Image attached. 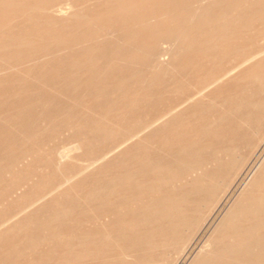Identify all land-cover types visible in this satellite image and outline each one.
I'll list each match as a JSON object with an SVG mask.
<instances>
[{"label": "rangeland", "instance_id": "obj_1", "mask_svg": "<svg viewBox=\"0 0 264 264\" xmlns=\"http://www.w3.org/2000/svg\"><path fill=\"white\" fill-rule=\"evenodd\" d=\"M62 1L63 0H48V1H46V0H44V1L43 0H34V1H32V0H14V1H12V0H0V34H1L0 35V43H1L0 44V57L2 56V58H0V67H1L0 68V70H1V72H0V115H1L0 116V138H1L0 143L2 142V144L0 145L1 146L0 147V151H1L0 152V163H1L0 164V175H1V177H0V187H1L0 199L4 198L6 200V201L4 199H3V201L0 200V201H2V203L0 202V220L8 218L9 216L13 215L16 211H18L20 208L25 206L23 208V211H20L16 214V216L19 215L18 218L14 219V221H12V223L6 225L5 227L0 228V264H22V263L23 264L24 263L25 264H33V262H35L37 264H48V263L49 264H53V263L57 264L58 262H59L58 264H61V262H62V264H79L80 262H81L80 264H96V263L97 264H102V263L108 264L107 261H108V259H110V257L112 258V260H113V258L114 259L116 258V260H117L118 253L120 251L119 247H118V249H116L114 247H117V246H113L110 241H106L108 243H102L101 244L100 242L98 243V241H95L92 238L93 235L95 236V234H100L103 231V230H101V229H103V226H104V229L106 228V230L110 229L109 227H108L109 228L108 229L107 226H111L112 223L114 222L113 221L114 219L111 220L112 217L108 216L106 213V211H108V209L110 207L107 205L100 206L95 211V213L92 214L90 212V208L87 206V204L82 203L83 196H85L86 193H88L90 190H92V187L94 185L97 187H102L105 183H107V181L114 182L113 180H115L116 178L119 177L122 169L124 168L126 163H129V161L134 163V162H136L135 160L138 159L139 157H141V158L145 157L144 160L149 159V157H151L150 159L168 160L173 156V154L177 153V151L182 146L187 147V146L192 145V143H195V142L201 146H204V145L206 146V145H210V144L211 145L212 144L217 145L219 143V141H222V140L227 141V140H229V138L231 136L230 135L231 133H230L229 134L230 136L228 135V137L220 138L219 132L223 131L224 129H226L228 132V129H230L231 127L232 128L234 127L235 133H233V135L235 136L236 142L238 143V150H239V153L237 152V155H236V158H237L236 162H238V163H236V166H235L236 169L230 168L229 169L230 171H228V170H226V169H228V167H225L226 169L225 168L223 169L224 173H222L223 171H221V175H220L219 181L217 183V186L219 187V189L216 186V188H217L216 192H217V194L220 195V198L218 197L219 195L217 196L218 202L215 201L214 205H209L211 202L208 203L206 206V209L203 206V209H204L203 211H205V219L203 221H201L200 218L202 217V215H198V217H199L198 219L201 221L199 224V227L196 230H193L191 228H188V230L186 229V231L183 230L179 235V240L176 241L178 244L175 242V244L172 246V249L168 250L169 252L167 251L168 252V253H166L167 255L165 254L162 257L163 260L161 262L156 263V264H159V263H161V264H188L190 262V260L193 258V256L198 251H200L204 247V245L206 246V243L204 241H206L207 237L209 236L210 232L212 231L213 226L218 222V220L221 218V216L227 210V208L229 207L231 202L237 196L239 191L243 188V186L247 182V176H248L250 170L254 167V165L259 161L260 157L264 154V141H263L264 138H263L259 142L260 145L257 148V150L253 151L254 154L251 153V157L247 161V141L250 139V137L252 139L256 138V136H257L256 131H258V130L262 132L261 134H264V129L261 130V128L260 129L256 128V130H253V131H252V129L247 130L246 125H243L242 123H240L238 121H235L236 115H239V113H242V112L246 113L247 110L249 111V110L253 109L252 106L248 105L249 101L256 100L259 97H261L263 94L260 92V90L258 88V83H256V81H254V79H255L254 75L256 74V71H258L260 69V66H261V63L257 64V61L261 60L264 57V55L258 56L253 62H249V63L246 62L247 64L245 63V64L240 65V66L238 64H239V62L241 63L243 60V54L242 53L244 51H246V50L248 51L250 49L256 51L260 48L258 46L264 45V37L262 38L264 33L259 32V31L257 32L256 30L255 31H248L247 27H248V25H251L250 24L251 20L249 19L251 14L248 12L247 3H243V2L239 3L238 2V4L236 5V7L233 10V13H232L233 16L229 17V19H231V20H229L230 27L233 29V31L235 30L236 33L234 35L233 40H231L230 43H224L222 45V46H225V48L224 47L221 48V45L219 47H215V46L213 47V46H211L210 43L200 42L199 40L202 37L200 35V27L197 25L192 26V24H187V25L185 24L184 28H186V27L192 28V36L190 38L186 39V42H183L184 45L186 43H188V44L196 43V44H198V46L193 47L191 45H188V49H186L185 52L181 53L180 50H178L177 48H175L173 46H169L170 44L165 42L166 41L165 39H167L165 37H169V35L174 30H176V25L178 24L179 17H181V19L184 17L182 14L179 15L178 18L176 17L175 19H165L163 17H160L159 13L166 14V13L176 12V10H177L176 7H173V5H171V2L168 0L167 1H165V0L164 1L163 0H137L135 2L136 4L134 3L135 5L131 8H128V9H124V8L122 9V6H123L122 4H124L126 1H127L126 3H128L129 1L133 2L134 0H121V1L120 0H88V1L86 0V2H85V0L84 1L83 0H79V1L78 0H68L67 2H70L71 5L70 4L67 5L66 1H63V2ZM139 1H140V3H139ZM149 1H152L155 4L153 5V3H149ZM180 1L184 4V3H188L192 0H180ZM35 2H37V3H35ZM38 2H41V3H38ZM64 2H65V4H64ZM80 2L82 5L80 4ZM78 3L88 13H92V14L94 13L95 14V15H93V20L90 24H87V22H84V23L81 22L82 20L80 21V19L76 18V16H69V15H67V13L63 14V13L57 11L59 8L58 6H62V7H64V9H68L70 11V10L74 9V5L75 4L78 5ZM103 3H104V7H103ZM47 4L49 5V8L47 7L48 6ZM107 4H108L107 7L108 8L110 7V9L105 7V5H107ZM64 5H67V6L65 7ZM85 5H86V7H85ZM98 5H100L101 8L98 7ZM111 5L114 8H111L112 7ZM149 5H150V7H149ZM155 5H156V7H155ZM37 6L38 7L42 6V8H38ZM55 6H57V7L54 8ZM70 6H72V7H70ZM147 6L149 8L146 9ZM68 7H70V8H68ZM97 7L100 9L104 8L103 9L104 11L107 8L105 11L106 13L103 10H100V9L98 10ZM14 9H18V11H15ZM148 9H149V11H148ZM158 9H160V10H158ZM6 10H7V12H6ZM138 10H139V13H137ZM143 10H145V11H143ZM162 10H164V11H162ZM63 11L65 12L66 10H63ZM97 11H100V13L99 12L97 13ZM94 16H95V18H94ZM27 17H29V18H27ZM109 17L113 21H116V22L119 21L118 24H114V25L109 24L108 25V24L104 23L105 18H109ZM157 17L159 19H157ZM42 18H44V19H42ZM96 19H98V20H96ZM36 21L38 23H36ZM54 21H55V23H54ZM36 24H38V25H36ZM53 24H57L58 26L57 25L55 26ZM63 24L65 26H63ZM43 25H46V26H43ZM86 25H89V26H86ZM119 25L128 26L129 27V32H128L129 35L128 34L124 35L123 33L122 34L116 33V37H115V36H111V35H104L103 36V35L95 33L96 30L99 29L100 27H104L103 29L105 31H112V30H115V27L116 26L118 27ZM215 25H217V24L215 23ZM244 25L245 26L247 25V26L245 27ZM37 26H39L40 29L36 31ZM53 26H54V28H53ZM44 27H47V28L44 29ZM90 27H92V28H90ZM58 28L62 30V33H61V30L58 31ZM83 28L84 29L87 28V31H86V29L84 30ZM261 28L263 29V32H264V24L261 25ZM20 29H21V33H29V34L33 35L35 38L37 37L38 38V39L36 38L37 40L33 37V39L35 41L33 43H36V44H33V45L26 44V45H20V46H14L13 47V45L12 44L10 45L9 42L5 43V41L7 39L9 41V37L13 36L14 33H16V31H19ZM52 29L53 30L57 29V30L53 31ZM66 29H68L69 31ZM70 29L73 31V33ZM78 29H80V30H78ZM246 29H247V31H246ZM44 30H47V31L50 30V33L52 32V34H49L48 33L49 31L46 32ZM83 30L85 32H83ZM131 30H133V32ZM236 30L238 31V33ZM66 31L68 32V35H67ZM70 31H71L72 35L69 34ZM91 31H92V33H88ZM79 32H80V34L82 33L83 35L86 34L85 35L86 40L83 42H82V40H79L78 43H75V46H74L75 48L69 47V48H65L66 50H63L61 48L58 49V46L57 47L54 46V48H52V46H53L52 45V46H49L52 48L51 51H50L49 47H48L49 49L44 48V51H41L40 54H37L36 58H29V54L32 51H34L37 47L36 45L39 44L38 41L41 43L42 42L45 43L46 42L45 40H47L48 42L51 40L52 37H50L49 35H52V36L54 35V37H55V34H56L57 37H59L58 39L61 42L63 41L64 43L68 44L73 40V38L74 39L77 38V36L79 35ZM240 32H241V34H240ZM39 34H41V35H39ZM31 35L28 36V39L32 38ZM43 35L45 36V38H43ZM64 35H66V37L68 36L67 39H65L66 37L65 38L63 37ZM72 36H73V38H72ZM120 36H121V38H120ZM239 36H240V38H239ZM114 38H116V39L114 40ZM117 38L119 40H117ZM108 40H109V42H108ZM127 40L130 42H128ZM239 41H240V43H239ZM123 42L130 43L132 45L136 44L140 47V50H138L136 53L137 55H139V59L138 60L135 59L137 61L131 60L130 56H123V57L121 56L122 53H120V52L124 51ZM163 42H164V44H163ZM105 43L107 44L108 47L110 44V47L109 48L106 47ZM102 44L105 46V48H103ZM160 45H162V46H160ZM206 46H207V48H206ZM166 47H169V48H166ZM245 47L246 48L248 47V48L246 50H244ZM203 48H205V49H203ZM210 48H211V51L209 50ZM226 48H232V52L226 51V53H225ZM47 49L49 50V52H46ZM25 50L27 52H25ZM75 50L77 52H73ZM252 50H251V52H252ZM22 51H23V53H22ZM145 51H146V53H145L146 55L144 56ZM156 51H158V52H156ZM11 52H16L18 55L15 53H11ZM93 52L95 55L99 54V56H102L99 59L100 62L98 61L99 63L95 62L93 64H90L87 62L84 63V59L87 56H91V54H92V56H94ZM101 52L104 54L102 55ZM44 53H46V54H44ZM67 53H68V55H67ZM157 53H160L161 57ZM162 53H165V54L162 55ZM19 54H21L22 57H18ZM166 54H168V55H166ZM3 55H5V56H3ZM62 55L65 58L62 57ZM110 55L112 58H114L112 61H114L115 64L110 69H105L106 71L104 73V70L102 68H104L105 64H102L103 63L102 61H103V59L108 60L110 58L108 56H110ZM7 56H8V58H7ZM152 56H153V58H156V56H157V59L153 60V58H147V57H152ZM162 56H163V58H162ZM174 57H176V59ZM120 58L122 59L121 61L118 60ZM16 59H20V61L24 60L23 63H21L22 67L18 66L21 64H18L19 62H18V60L15 61ZM160 59L161 60L165 59V60H162L160 62ZM126 60H128L129 62ZM54 61H55V63H54ZM162 62H163V64H161ZM164 62H166V63H164ZM23 64H25L26 66ZM140 65H141V68H142V65H143V68L144 67H147V68L150 67V68H149V70L145 71L147 68L141 69ZM93 66H95L96 68H94ZM100 66H103V67H100ZM162 66L164 68L163 70L161 68ZM167 66L169 67L170 71H172V72L168 71ZM12 67H15V68L17 67L16 68L17 70L15 71V68H12ZM170 67H173V68L171 69ZM232 67H234L233 69L235 72L231 71V75L225 76L223 78V80H221L219 83L204 89V93L202 96L201 95L199 97L197 96L199 94V90L205 85V81L208 79V77H210L212 74L222 73V72H224V71H226ZM244 67H246V68H244ZM10 68H12L13 70ZM59 68L61 70H59ZM97 68H98V70H95ZM113 68H115L117 70L115 71V69H113ZM137 68H138V71L140 69L141 70L138 72V71H136ZM2 69H3V71H2ZM42 69H44V70H42ZM70 70H72V71H70ZM77 70H78V72H77ZM99 70H100V72H99ZM160 70H162V71H160ZM107 71L108 72L110 71V72L107 73ZM143 71H145L146 73ZM30 72H32V73H30ZM94 72L97 74H95ZM34 73H36V74H34ZM40 73L45 75V76L41 75ZM71 73L73 76L75 75V73H78V75L76 74L74 76V78L69 77V76H72ZM92 73H94L95 76H93L94 74H92ZM140 73H141V75H140ZM151 73H152V75H151ZM232 73H234V74H232ZM1 74H2V76H1ZM153 74H154L155 78H153ZM6 77H7V79H5ZM26 78H29V79H26ZM66 78H67V80H66ZM1 79H4V80H1ZM69 79H72L71 80L72 82H69L70 81ZM77 79H79V80H77ZM145 79H146V81L147 80L148 81L146 82ZM13 80H14V82H13ZM162 80H164V81H162ZM33 81L36 82V85L38 83H41V84L36 86L35 84H33L34 83ZM65 81H66V83H65ZM86 81L88 83L87 85H90L88 88H87V85H85ZM62 82H64V84H62ZM73 82H74V84H72ZM70 83L72 85H74V88L70 86L71 85ZM143 83L146 84L147 86L144 85ZM30 84H33V86H30ZM42 84L48 85V86H45L47 89H45ZM188 84H191V86L190 85L188 86ZM41 85L43 87H41ZM57 85H58V87H59V85H61V88L63 85H65V86H63L64 88L61 89V88H58ZM75 85L76 86L80 85L79 88L81 90L79 88L76 89L77 87H75ZM81 85H83L84 87H82ZM137 85H142V86L140 87ZM21 86H23V87H21ZM92 86L94 88L98 86L99 88L97 87L98 89L97 88L94 89ZM109 86H110V88H109ZM145 86L147 87V90H146ZM30 87H32V88H30ZM131 87H133V88H131ZM41 88H43L42 89L43 91L41 90ZM50 88H52V90ZM69 88H72V89H69ZM108 88L111 89L112 91L110 90V92L107 94V92L109 91ZM144 88L147 92L144 91ZM65 89H69L68 91L66 90L67 93L70 92V94H68L67 96H64V93L66 91L65 92L62 91ZM91 89H93V94H91L92 93ZM101 89H102V93L100 91ZM105 89H107V90H105ZM30 90H31V92H29ZM44 90H47V91L44 92ZM78 90H80V91L78 92ZM82 90L85 92L87 91L86 94L84 92H82ZM104 90L107 92H105ZM135 90H137V91H135ZM73 91L75 94L73 93ZM32 92L36 93V95L34 94V96H33ZM61 92H63L62 94L64 97L62 96V94H60ZM67 93H65V94H67ZM79 93H82V95L80 94V96H79ZM94 93H96V94H94ZM110 93H111V95H110ZM72 94L77 95V97L72 96ZM89 94H91V95H89ZM100 94L103 96H101ZM18 96L21 98L18 99L19 98ZM48 96H49V98H48ZM98 96H100V97L98 98ZM192 96L193 97L197 96V98L194 101L188 102L186 104V102L188 101L187 98L192 97ZM54 97H55L56 101L54 100ZM70 97L71 98L74 97L76 100L74 101V98L71 99ZM45 99H46V101L48 100V103L50 106L48 105L47 102H46L47 104L45 103ZM52 100L54 101V103L51 102V104H50V101H52ZM69 100L71 101V103L69 102ZM210 100H211V102H210ZM66 101H68L69 103H67ZM76 101H78V104ZM212 101H214V102H212ZM11 102H13L12 104H10L12 107L8 105ZM40 102H42V103H40ZM65 102L67 103L66 105L68 107L70 106V104H72L74 110L72 108H70V109H68V107L66 108L65 107L66 105H64ZM73 102H74V104H73ZM17 103H19V104H17ZM39 103L42 105V107L44 106L43 109ZM34 104L36 106H34ZM56 104H58V106ZM7 105H8V107H11V108H9V109L7 108L8 110L6 108L3 109V107H7ZM54 105L57 106L56 108H58V107L59 108L58 109H56L54 107L52 108V106H54ZM48 106H49V108H47L48 109L47 110L46 107H48ZM64 107L68 110L72 109L73 111L71 110V113L75 116H71L72 114L68 110H65ZM179 107H181V108H179ZM39 108H40V110H39ZM104 108L105 109L107 108V109L104 110ZM143 108H144V110H143ZM45 109H46V111H45ZM52 109L54 111L53 113H52ZM61 109L64 111V113ZM141 109H142V111H141ZM22 110L23 111L26 110V111L20 112ZM10 111H12V112H10ZM31 111H32V114H31ZM34 111H36V112H34ZM59 111H60V113H59ZM77 111H78V113H81V114H78ZM120 111H121V116H120ZM254 111H255V109L253 110V112ZM6 112H10V113H6ZM44 112L45 113L47 112L45 115H47L48 112L50 114L52 113L51 114L52 116H50V114H49V116L47 115V117H46L48 119H46L45 116H43ZM82 112H83L84 118L82 116ZM167 112H173V115L172 116L168 115V118L175 117L174 123L168 124V126H167V122H160V124L155 125L156 126L155 128L151 127V128H149L150 130L147 129L143 133V137L141 135L140 137L135 138L133 141L129 142L126 146H124V148L122 147V149H120V152L113 154V155H110V157L107 158L104 162H101V161L97 162L96 163L97 167L89 168V169H93V170L90 171L89 169H87V170L82 171V169H80V168H83V165L85 163L89 162L93 158L95 159V158L99 157L100 155L109 151L110 150L109 148H112L115 145H117V142L120 143L123 140V138L126 137L125 131L127 129H133V128L134 129H140L145 125V123H147L149 121H153L155 118H158L159 116H161ZM14 113H15V115H14ZM18 113L19 114L24 113V115L23 114L18 115ZM42 113H43V115L41 116L40 114H42ZM127 113H128V115L130 113L131 116L134 115V116H132L133 118L126 115ZM134 113H136V114H134ZM141 113H143V115ZM66 114H67V116H64ZM194 114H195V116H194ZM254 114H255V112H254ZM3 115H5V116H3ZM35 115H36V117H35ZM78 115L80 117H78ZM144 115H146V116H144ZM184 115H185V117H184ZM213 115H215V117H213ZM216 115H217V117H216ZM127 116H128V120H126ZM219 116H221V117H219ZM41 117L44 119L40 121ZM74 117L77 120L76 121L77 123L75 122ZM124 117H125V119H124ZM25 118H27V120ZM38 118H39V121L41 123H38L39 122V121H37ZM62 118L63 119L67 118V120L66 119L63 120ZM144 118H146V119H144ZM30 119H32V120H30ZM209 119H210V121H209ZM1 121H2V123H1ZM21 121H22V123H19ZM28 121H30V122H28ZM35 121H37V122H35ZM84 121H85V123H84ZM177 121H178V124H180V125H177ZM9 122L12 124H10ZM27 122H28V124H27ZM42 122H44L45 124H46V122L50 123V126L46 127L47 124H46V126H44L42 124ZM53 122H55V123H53ZM72 122H73L74 126L72 125ZM86 122H88L89 124L87 123L88 124L87 125ZM90 122L92 124H90ZM143 122H144V125H143ZM139 123H141V124H139ZM17 124L19 125V127L21 126L20 127L21 129L18 127ZM38 124L39 125L41 124V125L39 126ZM82 124H86L87 126L86 125L83 126ZM165 124H166V126H165ZM24 125H26V126H24ZM134 125H136V127ZM4 126H7V127L5 128ZM16 126H17V128H16ZM22 126H23V129H26L29 131L32 130V133L34 131H38V130L42 133H40L39 135H36V137L35 136L32 137L29 140L24 139V138L20 137V133L23 130ZM34 126L35 127L38 126V127L35 128ZM71 126H73V127H71ZM79 126H82V127H80L81 130H83L82 128H86L87 132L85 131V129L83 131H85L86 134L88 135L87 136V139H88L87 145H83V147L81 149V153L79 151L75 152V153H73L74 155L76 153H79V154H76V156L71 155V158L66 159V161L64 160V163L60 167L57 165H52L47 160V158H45V157L52 159V156H53L52 154H54L53 158L54 157L56 158L58 150L62 149L63 147H67V146L72 145L73 141L75 140L74 131H75V129H76V131L78 129H80ZM140 126H142V127H140ZM175 126H176V128H175ZM26 127H28V128H26ZM40 127H42V128H40ZM12 129L13 130L17 129V130H15L17 132L13 131ZM176 129H178V130H176ZM237 129L239 130V133H238ZM204 130L208 133L204 132ZM6 131H8V132L6 133ZM46 131H47V133H46ZM170 131H171V133H170ZM11 132L14 135L16 133L17 134L19 133L20 138L17 137V135H15L16 136L15 138L16 139L18 138V139L16 140L14 138L16 140V141H14V139H13L14 135ZM182 132H184V133H182ZM247 132H250L252 134H247ZM8 134L11 135L13 140L10 138V136H8ZM165 134L167 135V137ZM170 134H171V136H170ZM40 138H42V139H40ZM169 138H171V139H169ZM36 139H38V140H36ZM48 139L50 140V141H48L49 143L48 142L45 143V141H47ZM23 140H25V142H23ZM31 140L36 141V142L33 143ZM39 140H41V141L44 140V142L42 141L43 142L42 143ZM7 141H9V142H7ZM17 141H20V142H17ZM21 141H22V143H21ZM29 141L31 144L29 143ZM164 141L166 142V145H165ZM163 142H164V145H163ZM36 143H37V145H36ZM151 144H152V146H151ZM180 144H182V145H180ZM4 146L6 148H4ZM139 146H141V147H139ZM157 147H159V148H157ZM2 150H5V151H2ZM24 150L25 151H36L37 154L35 153V156H36L35 159L33 160L34 153L32 156L26 155ZM86 151H87V153H86ZM128 151H130V152H128ZM5 152H7V153L4 154ZM22 152L24 155L22 154ZM118 154H120V155H118ZM127 154H129V155H127ZM133 154H134V156H133ZM8 155L11 156L10 157L11 160H10ZM15 155H17V156H15ZM81 155L83 157H81ZM96 155H98V156H96ZM14 156L16 158H14ZM72 156L74 158H72ZM189 156L193 157L194 154L192 153ZM195 156H196V154H195ZM238 156H239V158H238ZM55 158H54V160H55ZM110 158H113V161H111L112 159H110ZM79 159H81V160H79ZM10 161H11V163H10ZM45 162L47 163L46 166H45V164H46ZM103 163H104V165H101ZM42 164L44 165L43 166L44 168L42 167ZM28 165H30V166H28ZM26 167H28V169ZM67 167H69V168H67ZM92 167H94V166H92ZM70 169H71V171H70ZM94 170H96V171H94ZM26 171H28V172H26ZM6 172H7V175H6ZM33 172H35V173H33ZM68 172H72L73 174L80 172L79 175L74 178V181H72L70 184L65 185V188H67L69 186L70 189L74 188V190H72L71 192H70V190L66 191V189H64V187H63L64 184H62L61 186H59V188H60V189L58 188L59 190H56V191L54 190L51 193L46 194V196L40 198V200L37 199L38 201L36 200V202L31 204L34 206L36 203H38L42 200L39 203L40 205L37 204L34 207H32L31 205L30 206L27 205V204H29V202H32V200H34L33 197L35 195H37V193H38L37 191L39 190L38 187H39V185H41L43 183V181H44L43 184H45V186L49 185V184H53V183H58V180L62 179L63 173H68ZM1 173H3V174H1ZM29 173L31 176L29 175ZM81 173H83V174H81ZM8 174H9V176H8ZM223 175H226L227 177L226 176L224 177ZM221 176H223V177H221ZM38 177L41 178V180H39ZM46 177H48V178H46ZM228 177L231 179H229ZM107 178H109V179H107ZM38 180L40 183L38 182ZM32 184L35 186H33ZM71 185H73L72 186L73 188L71 187ZM175 186H176L175 188H178L177 187L178 185H175ZM47 187L48 186H46V188ZM10 188L15 190V191H13L11 189L13 191V194H12L11 190H8ZM163 188H165V187H163ZM163 188L159 187V188H155L153 190L152 189H150L148 191L145 190L141 195L142 198L135 201L134 206H136V207L130 208V207L122 206V208H120L119 214L120 215L123 214L122 215L123 217L122 216L119 217L118 224L122 225L123 227H126L128 224H130L129 222L131 221L132 214L133 215L136 214L137 211L140 212V210H141L140 208L142 206H145V204H147L149 202V200L152 201L153 198L156 199L157 196H160L161 193H163ZM6 189L8 192L6 191ZM159 189H160V191H159L160 193L158 192ZM16 191H17V193H16ZM74 191L75 192L78 191V194H81L82 196L80 195L79 197H75ZM68 192H70V196H68V194H67ZM18 193H20V195ZM55 193H57V194H55ZM15 194H17V196ZM144 194H145V198H144ZM155 194H157V196H155ZM12 195H14V196H12ZM11 197H13V198H11ZM36 197L37 196H35L34 198L36 199ZM117 197H118L117 195H116V198L113 195H111V196H108V198L100 197L102 199L99 198V200L100 201L102 200L101 202H103V203L108 202L109 204L111 203L110 205H113V202L115 201V199H117ZM207 197L208 196H206V198ZM30 198L32 200H30ZM66 198H68V199H66ZM118 200L123 201L122 198H118ZM142 200H143V203L142 202L140 203V201H142ZM23 201H24V203H23ZM55 201L56 202L60 201L61 204L58 203L59 204L58 205ZM75 201H77V202H75ZM3 202H5V203H3ZM216 202H217V204H216ZM211 204H213V203H211ZM59 206L68 207V209H70L72 212H74L73 213L74 215L72 218L67 219L66 221H63L62 223H60L58 225L57 231L56 230L42 231L43 229H41V230L40 229L30 230L32 228H30V229L28 228L29 225L32 224L30 222L34 221L36 223V221L38 222L40 220L45 219L46 218L45 216L49 212H51L54 207L58 209ZM207 207H210V208H207ZM27 209H28V211L25 212V210H27ZM44 211H46V212H44ZM124 213L129 217L131 215V217L130 218L125 217L126 215ZM16 216H14L13 218H15ZM101 219L104 221H101ZM10 220H11V218L8 219L7 221H10ZM27 220H28V222H27ZM105 220L108 222H106ZM7 221L5 223H7ZM109 221H112V222L109 223ZM102 222L103 223L106 222L107 224L105 223L103 225ZM138 223L139 222H137V224ZM96 226H101L98 228L100 230L96 229ZM140 226H142V225L140 224ZM90 227L93 230V232H91V229L88 230V228H90ZM25 228H27L28 230L27 229L25 230ZM83 228L85 230H83ZM87 230L89 232H85ZM80 231H82V233ZM74 235H75V237H74ZM99 236H101V234ZM123 237H122V239H123ZM36 239L38 241H36ZM71 239H72V241H71ZM90 240H92V241H90ZM88 241H90V243H87ZM34 242H35V244H33ZM80 244L82 246H80ZM53 245H55V246H53ZM105 248H106V250H105ZM54 250H56V251H54ZM50 251H52V252H50ZM69 251H70V253H69ZM60 252L62 255L59 254ZM72 252H75V253H72ZM100 253H102V254H100ZM67 254H68V257H67ZM99 254H100V256H99ZM40 255L44 256V258L41 257ZM70 255L73 259L71 257H69ZM104 255H105V257H104ZM107 256H110V257L108 258ZM39 257H41L42 261L38 260ZM97 257H100L99 260L97 259ZM30 258H32L33 260H31ZM56 258L58 260L57 262H56ZM104 258H107V261ZM20 259H21V261H20ZM53 259H54V262H52ZM74 259H75V261H74ZM90 259H93V260L91 261ZM100 259L103 260V262H101ZM63 260H65V261H63ZM82 260H83V262H82ZM95 260L97 262H95ZM26 261H28V262H26ZM75 262H77V263H75Z\"/></svg>", "mask_w": 264, "mask_h": 264}, {"label": "bare ground", "instance_id": "obj_2", "mask_svg": "<svg viewBox=\"0 0 264 264\" xmlns=\"http://www.w3.org/2000/svg\"><path fill=\"white\" fill-rule=\"evenodd\" d=\"M14 1V0H12ZM34 1V0H32ZM44 1V0H43ZM48 1V0H46ZM63 1H66V4H70V2H67L68 0H63ZM62 1V2H63ZM79 1V0H78ZM84 1V0H83ZM88 1V0H87ZM121 1V0H120ZM137 0H134L133 2H128V3H124L122 4V9H128V8H131L133 7L136 3ZM164 1V0H163ZM167 1V0H165ZM171 2V5H173V7H176V12H172V13H166V14H163V13H159L160 17H163L165 19H175L176 17L178 18L179 15H183L184 17L181 19V17H179L178 19V24L176 25V30H174L170 35L169 37H165L167 39H165L166 43H169L170 45L169 46H173L175 48H177L178 50L182 52H185L186 49H188V45H191L193 47H197L198 44L196 43H191V44H188L186 43L184 45L183 42H186V39L190 38L192 36V28L191 27H186L184 28L185 24H192L193 25H197L200 27V35L203 37H201V39L199 40L200 42L202 43H210L211 46H215V47H219L221 45V48L225 46H222L224 43H230L231 40H233L234 38V35H235V30L233 31V29L230 27V23H229V17H232L233 16V10L234 8L236 7V5L239 3H247V9H248V12L251 14L249 19L251 20L250 21V24L251 25H248L247 29L248 31H259V32H263V29L261 28V25L264 24V0H192L188 3H182L180 0H168ZM4 2V1H3ZM42 2V1H41ZM41 2H38V3H41ZM86 2V0H85ZM92 2V1H91ZM103 2V1H102ZM17 3V2H16ZM19 3V2H18ZM37 3V2H35ZM122 3V2H121ZM135 3V4H134ZM140 3V1H139ZM142 3V2H141ZM149 3H153L152 1H149ZM23 4V3H22ZM65 4V2H64ZM81 4V2H80ZM78 3L74 5V9L72 10H68V9H64V7L62 6H58V10L59 12L63 13V14H66L69 15V16H76V18H79L81 22H87V24H90L93 20V15H95L94 13H88L87 11H85V9ZM84 4V3H83ZM91 4V3H90ZM138 4V3H137ZM155 3H153L154 5ZM48 5V4H47ZM46 5V6H47ZM67 5H64L65 7ZM71 5V4H70ZM77 5V6H76ZM110 5V4H109ZM152 5V4H151ZM7 6V5H6ZM91 6V5H90ZM102 6V5H101ZM107 5H105V7H107ZM112 6V5H111ZM116 6V5H115ZM118 6V5H117ZM126 6V7H125ZM5 7V6H4ZM38 7V6H37ZM45 7V6H44ZM49 8V5L47 6ZM57 6H55L54 8H56ZM72 7V6H70ZM68 7V8H70ZM86 7V5H85ZM98 7H100V5H98ZM97 9L99 10L100 8ZM103 7H104V3H103ZM138 7V6H137ZM136 7V8H137ZM143 7V6H142ZM150 7V5H149ZM148 6L146 7L149 8ZM156 7V5H155ZM38 8H42V6L38 7ZM108 8V7H107ZM106 8V9H107ZM111 8H114L113 6ZM172 8V7H171ZM87 9V8H86ZM104 8L100 9V10H103ZM105 9V11H106ZM110 9V7L108 8ZM154 9V8H153ZM170 9V8H169ZM15 11H18V9H14ZM20 10V9H19ZM63 10H66L65 12ZM68 10V11H67ZM152 10V9H151ZM160 10V9H158ZM13 11V10H12ZM104 11V10H103ZM104 11V12H105ZM145 11V10H143ZM147 11V10H146ZM149 11V9H148ZM147 11V12H148ZM153 11V10H152ZM164 11V10H162ZM7 12V10H6ZM43 12V11H42ZM100 13V11H97V13ZM141 12V11H140ZM96 13V12H95ZM96 13V14H97ZM106 13V12H105ZM137 13H139V10L137 11ZM146 13V12H145ZM33 14V13H32ZM36 14V13H35ZM103 15V14H102ZM108 15V14H107ZM147 15V14H146ZM37 16V15H36ZM98 16V15H97ZM22 17V16H21ZM24 17V16H23ZM29 18V17H27ZM95 18V16H94ZM44 19V18H42ZM46 19V18H45ZM53 19V18H52ZM157 19H159L157 17ZM238 19V18H237ZM14 20V19H13ZM51 20V19H50ZM57 20V19H56ZM55 20V21H56ZM84 20V21H83ZM95 20V19H94ZM98 20V19H96ZM101 20V19H100ZM47 21V20H46ZM45 21V22H46ZM52 21V20H51ZM50 21V22H51ZM54 21V23H55ZM234 21V20H233ZM53 22V21H52ZM51 22V23H52ZM119 22V21H118ZM118 22L116 21H113L109 18H105V21L104 23L106 24H118ZM36 23H38L36 21ZM40 23V22H39ZM215 23L217 25H215ZM49 24V23H48ZM59 24V23H58ZM126 24V23H125ZM38 25V24H36ZM53 25H57V24H53ZM243 25V24H242ZM43 26H46V25H43ZM58 26V25H57ZM63 26H65L63 24ZM86 26H89V25H86ZM245 26V25H244ZM247 26V25H246ZM245 26V27H246ZM48 27V26H47ZM47 27H44L47 28ZM62 27V26H61ZM74 27V26H73ZM72 27V28H73ZM54 28V26H53ZM81 28V27H80ZM92 28V27H90ZM104 27H100L99 29L96 30V34H100V35H111V36H115L116 37V33H119V34H128L129 35V27L126 26V25H119L118 27L116 26L115 27V30H112V31H105L103 29ZM39 26L36 27V31L39 30ZM43 29V28H42ZM84 29V28H83ZM86 31H87V28H85ZM84 29V30H85ZM175 29V28H174ZM246 29V31H247ZM53 30V29H52ZM57 30V29H56ZM56 30H53V31H56ZM61 30L58 28V31ZM68 30V29H66ZM71 30V29H70ZM80 30V29H78ZM83 30V32H85ZM92 30V29H91ZM46 32H48L49 34H52V32L50 33V30H44ZM69 31V30H68ZM72 31V30H71ZM71 31L69 34H71ZM77 31V30H76ZM133 32V30H131ZM130 31V32H131ZM135 31V30H134ZM237 31V30H236ZM67 32V31H66ZM81 32V31H80ZM79 32V37L77 36L76 39L73 38V40L66 44L64 43L63 41L61 42L57 37V35L55 34V37L54 35H49L51 38V40L48 42L47 40H45L46 44L45 43H41L38 41L39 44H37L36 46V49L34 51H32L30 54H29V58H36V55L37 54H40L41 51H44V48H48L49 46H52V48L57 47L58 46V49H63V50H66L65 48H75V43H78L79 40H82L85 41L86 40V34L83 35L82 33L80 34ZM94 32V31H93ZM131 32V33H132ZM136 32V31H135ZM202 32V33H201ZM47 33V34H48ZM61 33H62V30H61ZM65 33V32H64ZM73 33V31H72ZM76 33V32H75ZM88 33H92L91 32H88ZM145 33V32H144ZM238 33V31H237ZM77 34V33H76ZM241 34V32H240ZM1 35V34H0ZM31 35L29 33H21V29L19 31H16V33H14L13 36L9 37V41L8 39L5 41L6 42H9L10 45L12 44L13 47L14 46H20V45H33V44H36V43H33L35 42L34 39H33V35L31 39H28V36ZM41 35V34H39ZM45 35V34H44ZM43 35V38H45V36ZM67 35H68V32H67ZM72 35V34H71ZM88 35V34H87ZM91 35V34H90ZM127 35V36H128ZM131 35V34H130ZM258 35V34H257ZM48 36V37H49ZM174 36V37H173ZM47 37V36H46ZM64 38L66 37V35L63 36ZM68 37V36H67ZM67 37L65 39H67ZM237 37V36H236ZM264 37V35L262 36V38ZM30 38V37H29ZM35 38V37H34ZM37 38V37H36ZM35 38V39H36ZM71 38V39H72ZM121 38V36H120ZM134 38V37H133ZM160 38V37H159ZM240 38V36H239ZM38 39V38H37ZM36 39V40H37ZM70 39V40H71ZM116 38H114L115 40ZM123 39V38H122ZM236 39V38H235ZM250 39V38H249ZM113 40V41H114ZM117 40H119L117 38ZM107 41V40H106ZM128 41V40H127ZM242 41V40H241ZM81 42V41H80ZM109 42V40H108ZM130 42V41H128ZM3 43V42H2ZM240 43V41H239ZM242 43V42H241ZM255 43V42H254ZM262 43V42H261ZM1 44V43H0ZM81 44V43H80ZM106 44V43H105ZM117 44V43H116ZM164 44V42H163ZM247 44V43H246ZM94 45V44H93ZM103 45V44H102ZM168 45V44H167ZM89 46V45H88ZM87 46V47H88ZM162 46V45H160ZM244 46V45H243ZM85 47V46H84ZM91 47V46H90ZM106 47L107 44H106ZM109 47H110V44H109ZM108 47V48H109ZM123 49L124 51L120 52L122 53L121 56H130L131 60H134V61H137L139 59V55H137V51L140 50V47L138 45H132L130 43H125L123 42ZM202 47V46H201ZM205 47V46H204ZM228 47V46H227ZM260 47L258 50L254 51L252 49L250 50H246L247 48L245 47L244 51L242 54H243V60L242 62L240 63L239 62V66L240 65H243L245 64L246 62L249 63V62H253L258 56H261V55H264V45H261V46H258ZM50 48V51H51V47ZM48 48V49H49ZM78 48V47H77ZM94 48V47H93ZM103 48H105V46L103 45ZM154 48V47H153ZM166 48H169V47H166ZM190 48V47H189ZM207 48V46H206ZM47 49V50H48ZM83 49V48H82ZM88 49V48H87ZM97 49V48H96ZM102 49V48H101ZM122 49V48H121ZM151 49V48H150ZM164 49V48H163ZM172 49V48H171ZM205 49V48H203ZM230 49V50H229ZM46 52H49V50ZM79 50V49H78ZM103 50V49H102ZM109 50V49H108ZM201 50V49H200ZM207 50V49H206ZM211 51V48L209 49ZM252 50V52H251ZM20 51V50H19ZM18 51V52H19ZM69 51V50H68ZM101 51V50H100ZM149 51V50H148ZM165 51V50H164ZM168 51V50H167ZM227 52H232V48H226L225 49V53ZM10 52V51H9ZM8 52V53H9ZM25 52H27L25 50ZM67 52V51H66ZM73 52H77L76 50L73 51ZM103 52V51H102ZM101 52V53H102ZM119 52V51H118ZM143 52V51H142ZM153 52V51H152ZM158 52V51H156ZM160 52V51H159ZM176 52V51H175ZM174 52V53H175ZM11 53H15L17 54L16 52H11ZM23 53V51H22ZM70 53V52H69ZM97 53V52H96ZM108 53V52H107ZM146 51L144 52V56L146 55L145 54ZM155 53V52H154ZM166 53V52H165ZM165 53H162V55H164ZM179 53V52H178ZM14 54V55H15ZM46 54V53H44ZM104 53H102L103 55ZM106 54V53H105ZM159 54V56L161 57L160 53H157ZM171 54V53H170ZM13 55V56H14ZM18 55V54H17ZM35 55V56H34ZM60 55V54H59ZM68 55V53H67ZM66 55V56H67ZM71 55V54H70ZM93 55L91 54V56H87L85 59H84V63H90V64H93L95 62L99 63V59L102 57V56H99V54H94L93 52ZM107 55V54H106ZM151 55V54H150ZM153 55V54H152ZM168 55V54H166ZM225 55V54H224ZM233 55V54H232ZM5 56V55H3ZM149 56V55H148ZM155 56V55H154ZM158 56V55H157ZM157 56L156 58H153L152 57H147V58H153V60L157 59ZM158 56V57H159ZM227 56V55H226ZM18 57H22L21 54H19ZM47 57V56H46ZM62 57H64L62 55ZM68 57V56H67ZM104 57V56H103ZM108 60H104L103 59V63L102 64H105L104 65V68H102L104 70V73H105V69H110L114 64L115 62L112 61L114 58L110 56ZM107 57V58H108ZM2 58V56L0 57ZM8 58V56H7ZM14 58V57H13ZM65 58V57H64ZM163 58V56H162ZM165 58V57H164ZM176 59V57H174ZM63 59V58H62ZM137 59V60H135ZM166 59V58H165ZM165 59H162V60H165ZM18 60V64H21L23 63L24 60H21L20 59H16L15 61ZM119 61H121L122 59H118ZM160 59V62L162 61ZM64 61V60H63ZM99 61V62H98ZM117 61V60H116ZM128 61V60H126ZM129 62V61H128ZM10 63V62H9ZM14 63V62H13ZM55 63V61H54ZM124 63V62H123ZM122 63V64H123ZM140 63V62H139ZM144 63V62H143ZM142 63V64H143ZM150 63V62H149ZM166 63V62H164ZM246 63V64H247ZM261 63V66H260V69L258 71H256V74L254 75V81H256V83H258V88L260 90L262 94L261 97H259L258 99L256 100H252V101H249L248 102V105L252 106V110H247L246 113H239V115H236L235 118L236 120L235 121H238L240 123H242L243 125H246L247 126V130H256V128H261L264 129V57L261 59V60H258L257 61V64H260ZM45 64V63H44ZM69 64V63H68ZM101 64V63H100ZM121 64V63H120ZM141 64V63H140ZM152 64V63H151ZM163 64V62L161 63ZM256 64V65H257ZM25 65V64H23ZM88 65V64H87ZM96 65V64H95ZM150 65V64H149ZM165 65V64H164ZM163 65V66H164ZM167 65V64H166ZM237 65V66H238ZM4 66V65H3ZM15 66V65H14ZM17 66V65H16ZM18 66H21L22 67V64L21 65H18ZM26 66V65H25ZM163 66L161 67L162 70L164 69ZM169 66V65H168ZM167 66L168 68V71H170L169 67ZM7 67V66H6ZM29 67V66H28ZM65 67V66H64ZM67 67V66H66ZM94 68H96L95 66H93ZM100 67H103V66H100ZM149 67V66H148ZM243 67V66H242ZM1 68V67H0ZM12 68H15V67H12ZM10 68V69H12ZM17 68V67H16ZM15 68V71L17 70ZM24 68V67H23ZM70 68V67H69ZM93 68V69H94ZM117 68V67H116ZM140 68H141V65H140ZM144 68H147V67H144ZM143 68V65H142V68L141 69H144ZM150 68V67H149ZM149 68H147L145 71L149 70ZM171 69L173 67H170ZM234 67L222 72V73H218V74H212L210 77H208V79L205 81V85L199 90V94L197 95L198 97L201 95H203L204 93V89L212 86V85H215L217 83H219L221 80H223V78L227 75H231V71H234L233 69ZM246 68V67H244ZM4 69V68H3ZM2 69V71H3ZM21 69V68H20ZM45 69V68H44ZM42 69V70H44ZM73 69V68H72ZM92 69V70H93ZM115 69V68H113ZM140 69V70H141ZM233 69V70H232ZM13 70V69H12ZM50 70V69H49ZM59 70H61L59 68ZM95 70H98L95 69ZM94 70V71H95ZM117 69H115L116 71ZM139 70V71H140ZM160 70V71H162ZM8 71V70H7ZM47 71V70H46ZM72 71V70H70ZM113 71V70H112ZM111 71V72H112ZM114 71V72H115ZM136 71H138V68L136 69ZM138 71V72H139ZM143 71V72H145ZM159 71V72H160ZM1 72V70H0ZM67 72V71H66ZM78 72V70H77ZM100 72V70H99ZM110 72V71H109ZM107 71V73H109ZM142 72V73H143ZM172 72V71H170ZM235 72V71H234ZM19 73V72H18ZM32 73V72H30ZM73 73V72H72ZM71 73V75H72ZM95 73V72H94ZM92 73V74H94ZM146 73V72H145ZM161 73V72H160ZM169 73V72H168ZM214 73V72H213ZM230 73V74H229ZM3 74V73H2ZM1 74V76H2ZM8 74V73H7ZM36 74V73H34ZM41 74V73H40ZM78 75V73H75V75ZM97 74V73H95ZM95 74L93 76H95ZM118 74V73H117ZM135 74V73H134ZM164 74V73H163ZM234 74V73H232ZM31 75V74H30ZM43 75V74H41ZM40 75V76H41ZM74 75V76H75ZM141 75V73H140ZM144 75V74H143ZM152 75V73H151ZM162 75V74H161ZM26 76V75H25ZM39 76V75H38ZM37 76V77H38ZM45 76V75H43ZM61 76V75H60ZM74 76H69V77H73ZM92 76V77H93ZM149 76V75H148ZM165 76V75H164ZM17 77V76H16ZM31 77V76H30ZM56 77V76H55ZM54 77V78H55ZM123 77V76H122ZM12 78V77H11ZM20 78V77H19ZM33 78V77H32ZM153 78L154 77V74H153ZM7 79V77L5 78ZM10 79V78H9ZM21 79V78H20ZM26 79H29V78H26ZM35 79V78H34ZM59 79V78H58ZM57 79V80H58ZM62 79V78H61ZM149 79V78H148ZM1 80H4V79H1ZM16 80V79H15ZM67 80V78H66ZM70 81L69 82H72L71 80L72 79H69ZM79 80V79H77ZM87 80V79H86ZM89 80V79H88ZM130 80V79H129ZM21 81V80H20ZM35 81V80H34ZM33 81V82H34ZM40 81V80H39ZM83 81V80H82ZM91 81V80H90ZM146 81V79H145ZM148 81V80H147ZM146 81V82H147ZM154 81V80H153ZM164 81V80H162ZM14 82V80H13ZM45 82V81H44ZM68 82V83H69ZM76 82V81H75ZM140 82V81H139ZM152 82V81H151ZM20 83V82H19ZM66 83V81H65ZM91 83V82H90ZM116 83V82H115ZM149 83V82H148ZM23 84V83H22ZM33 84L36 85V82H34ZM33 84H30V86H33ZM41 83H38L37 85H39ZM50 84V83H49ZM61 84V83H60ZM62 84H64V82H62ZM71 84V83H70ZM69 84V85H70ZM74 84V82L72 83ZM70 85L71 87L74 88V85ZM87 81L85 83V85H87ZM144 84V83H143ZM150 84V83H149ZM26 85V84H25ZM34 85V86H35ZM36 85V86H37ZM43 85V84H42ZM41 87L44 86L45 89H47L45 86H48V85H43ZM84 85V84H83ZM83 85H81L82 87H84ZM146 85V84H144ZM191 86V84H188V86ZM29 86V85H28ZM65 86V85H63ZM62 86L61 88V85H57L58 88H61L63 89L64 87ZM69 86V87H70ZM80 85H75V87H77L76 89L79 88ZM90 85H87V88L89 87ZM114 86V85H113ZM112 86V87H113ZM137 86H142V85H137ZM147 86V85H146ZM145 86V87H146ZM5 87V86H4ZM23 87V86H21ZM20 87V88H21ZM25 87V86H24ZM93 87V86H92ZM98 87V86H97ZM95 87V88H97ZM3 88V87H2ZM19 88V89H20ZM32 88V87H30ZM94 88V87H93ZM94 88V89H95ZM99 88V87H98ZM97 88V89H98ZM110 88V86H109ZM108 88V89H109ZM133 88V87H131ZM139 88V87H138ZM6 89V88H5ZM43 88H41L42 90ZM52 90V88H50ZM69 89H72V88H69ZM69 89H65V90H62V91H68ZM80 89V88H79ZM96 89V90H97ZM103 89V88H102ZM102 89L100 90L101 93H102ZM81 90V89H80ZM78 90V92L80 91ZM86 90V89H85ZM92 90V91H91ZM90 91L92 92L91 94H93V89H91ZM107 90V89H105ZM104 90V91H105ZM111 89H109V91H105L107 92V94L110 92ZM117 90V89H116ZM146 90H147V87H146ZM145 88H144V91H146ZM10 91V90H9ZM43 91V90H42ZM47 90H44V92H46ZM67 91L65 93H67ZM75 91V90H74ZM73 91V93H74ZM112 91V90H111ZM137 91V90H135ZM142 91V90H141ZM143 91V92H144ZM31 92V90L29 91ZM28 92V93H29ZM82 92H84L86 94L85 91L82 90ZM147 92V91H146ZM33 93V92H32ZM59 93V92H58ZM63 92H61L60 94H62ZM64 93V96H67L69 93L65 94ZM77 93V92H76ZM97 93V92H96ZM94 93V94H96ZM99 93V92H98ZM113 93V92H112ZM16 94V93H15ZM34 94L36 95V93H33V96ZM38 94V93H37ZM46 94V93H45ZM75 94V93H74ZM72 94V96H76L77 95H74ZM78 94V93H77ZM80 94L82 95V93H79V96ZM89 94V95H91ZM104 94V93H103ZM143 94V93H142ZM160 94V93H159ZM23 95V94H22ZM101 95V94H100ZM111 95V93H110ZM9 96V95H8ZM51 96V95H50ZM60 96V95H59ZM63 96V94H62ZM63 96V97H64ZM70 96V95H69ZM103 96V95H101ZM116 96V95H115ZM197 96L195 97H188L187 98V102H192L194 101ZM19 97V96H18ZM61 97V96H60ZM100 96H98L99 98ZM21 97H19L18 99H20ZM23 98V97H22ZM49 98V96H48ZM71 98V97H70ZM74 98V97H72ZM71 98V99H72ZM135 98V97H134ZM155 99V98H154ZM208 99V98H207ZM9 100V99H8ZM54 100H55V97H54ZM76 99L74 98V101ZM82 100V99H81ZM156 100V99H155ZM212 100V99H211ZM210 100V102H211ZM6 101V100H5ZM24 101V100H23ZM56 101V100H55ZM2 102V101H1ZM35 102V101H34ZM33 102V103H34ZM44 102V101H43ZM48 103V100L46 101L45 99V103ZM51 102L54 103V101H50V104ZM67 103H71V101L69 100L66 101ZM65 102L64 105H66L67 103ZM77 104H78V101H76ZM214 102V101H212ZM13 102L9 103L8 105L11 106L10 104H12ZM21 103V102H20ZM42 103V102H40ZM39 103V104H40ZM46 103V104H47ZM19 104V103H17ZM37 104V103H36ZM45 104V105H46ZM62 104V105H63ZM74 104V102H73ZM76 104V105H77ZM3 107L4 108H11V107ZM38 105V104H37ZM41 105V104H40ZM49 105V103H48ZM58 106V104H56ZM63 105V106H64ZM72 104H70L71 106ZM89 105V104H88ZM5 106V105H4ZM22 106V105H21ZM34 106H36L34 104ZM50 106V105H49ZM46 107L47 108H49ZM57 106H52V108H56ZM62 106V107H63ZM68 107L67 105L65 106L66 108L68 107V109L73 108V105L71 107ZM201 106V105H200ZM42 107V105H41ZM40 107V108H41ZM44 107V106H43ZM42 107V109H43ZM61 107V108H62ZM64 107V108H65ZM76 107V106H75ZM136 107V106H135ZM37 108V107H36ZM39 108V110H40ZM59 108V107H58ZM56 108V109H58ZM65 110H68L66 109ZM181 108V107H179ZM5 109V110H6ZM7 109V110H8ZM22 109V108H21ZM45 109V111H46ZM71 109V110H72ZM83 109V108H82ZM107 109V108H106ZM104 108V110H106ZM255 109V114L253 112V110ZM37 110V109H36ZM48 110V109H47ZM62 110V109H61ZM71 110H68L70 113H71ZM72 110V111H73ZM88 110V109H87ZM99 110V109H98ZM138 110V109H137ZM144 110V108H143ZM178 110V109H177ZM204 110V109H203ZM26 111V110H25ZM25 111H20V112H25ZM63 111V110H62ZM81 111V110H80ZM83 111V110H82ZM89 111V110H88ZM142 111V109H141ZM184 111V110H183ZM12 112V111H10ZM10 112H6V113H10ZM19 112V111H18ZM36 112V111H34ZM50 112V111H49ZM48 112V116H49V113ZM53 109H52V113H53ZM58 112V111H57ZM84 112V111H83ZM83 112H82V116H83ZM87 112V111H86ZM130 112V111H129ZM174 112V111H173ZM173 112H167L161 116H159L158 118H155L153 121H149L147 123H145L144 125V122H143V127L140 128V129H127L125 131V135L126 137L123 138V140L118 143L117 142V145H115L114 147L112 148H109L106 153L100 155L99 157L97 158H93L92 160H90L89 162L85 163L83 165V168H80L83 170H87L89 168H95L97 167V162H104L107 158L110 157V155H113V154H116L118 152H120V149H122V147L124 148V146H126L129 142L133 141L135 138H138L142 135L143 137V133L149 129V128H155L157 124H160V122H167V126L168 124H172L174 123V118L175 117H170L168 118V115H173ZM47 113V112H46ZM44 112V115L43 113L40 114L41 116H45V118L47 117V115ZM51 113V114H52ZM60 113V111H59ZM64 113V111H63ZM69 113V114H70ZM76 113V112H75ZM78 113V111H77ZM85 113V112H84ZM131 113V112H130ZM128 113L126 115L132 117L134 115L131 116V114ZM185 113V112H184ZM20 114H23L24 113H20ZM18 113V115H20ZM31 114H32V111H31ZM50 114V116H52ZM55 114V113H54ZM58 114V113H57ZM72 114V113H71ZM78 114H81V113H78ZM104 114V113H103ZM136 114V113H134ZM143 115V113H141ZM219 114V113H218ZM6 115V114H5ZM3 115V116H5ZM15 115V113H14ZM26 115V114H25ZM77 115V114H76ZM139 115V114H138ZM137 115V116H138ZM211 115V114H210ZM209 115V116H210ZM1 116V115H0ZM8 116V115H7ZM6 116V117H7ZM29 116V115H28ZM54 116V115H53ZM64 116H67L64 115ZM71 116H75V115H71ZM88 116V115H87ZM120 116H121V111H120ZM128 116H127V119L128 120ZM146 116V115H144ZM143 116V117H144ZM193 116V115H192ZM195 116V114H194ZM212 116V115H211ZM18 117V116H17ZM21 117V116H20ZM36 117V115H35ZM70 117V116H69ZM78 117H80L78 115ZM129 117V118H130ZM152 117V116H151ZM155 117V116H154ZM167 117V118H166ZM185 117V115H184ZM213 117H215V115H213ZM217 117V115H216ZM221 117V116H219ZM8 118V117H7ZM10 118V117H9ZM33 118V117H32ZM40 118V117H39ZM39 118L37 121H39ZM72 118V117H71ZM82 118V117H81ZM84 118V116H83ZM82 118V119H83ZM94 118V117H93ZM133 118V117H132ZM207 118V117H206ZM19 119V118H18ZM23 119V118H22ZM21 119V120H22ZM27 120V118H25ZM44 118L41 117L40 121L43 120ZM48 119V118H46ZM53 119V118H52ZM63 119V118H62ZM67 120V118H64ZM63 119V120H64ZM78 119V118H77ZM125 119V117H124ZM123 119V120H124ZM131 119V118H130ZM137 119V118H136ZM146 119V118H144ZM212 119V118H211ZM25 120V121H26ZM32 120V119H30ZM61 120V119H60ZM69 120V119H68ZM74 120L75 122L77 121L74 117ZM73 120V121H74ZM88 120V119H87ZM90 120V119H89ZM116 120V119H115ZM163 120V121H162ZM35 121V122H37ZM38 122V123H41V122ZM62 121V120H61ZM125 121V120H124ZM195 121V120H194ZM210 121V119H209ZM263 121V122H262ZM5 122V121H4ZM30 122V121H28ZM27 122V124H28ZM60 122V121H59ZM58 122V123H59ZM69 122V121H68ZM123 122V121H122ZM2 123V121H1ZM10 123V122H9ZM19 123H22L19 122ZM18 123V124H19ZM34 123V122H33ZM55 123V122H53ZM65 123V122H64ZM77 123V122H76ZM85 123V121H84ZM88 122H86L87 124ZM181 123V122H180ZM6 124V123H5ZM12 124V123H10ZM17 124V125H18ZM42 124L44 126H47L46 127H49L50 126V123H47L46 124L44 122H42ZM66 124V123H65ZM69 124V123H68ZM71 124V123H70ZM86 124H82L83 126H85ZM89 124V123H88ZM87 124V125H88ZM90 124H92L90 122ZM118 124V123H117ZM138 124V123H137ZM141 124V123H139ZM184 124V123H183ZM16 125V124H15ZM14 125V126H15ZM39 125V124H38ZM41 125V124H40ZM39 125V126H40ZM72 125H73V122H72ZM86 125V126H87ZM119 125V124H118ZM117 125V126H118ZM131 125V124H130ZM162 125V124H161ZM175 125V124H174ZM177 125H180L178 124V121H177ZM26 126V125H24ZM32 126V125H31ZM30 126V127H31ZM54 126V125H53ZM74 126V125H73ZM71 126V127H73ZM77 126V125H76ZM136 127V125H134ZM139 126V125H138ZM154 126V127H153ZM166 126V124H165ZM184 126V125H183ZM192 126V125H191ZM190 126V127H191ZM245 126V127H246ZM5 128L7 126H4ZM19 127V125H18ZM21 127V126H20ZM19 127V128H20ZM35 127V126H34ZM38 126H36L35 128H37ZM82 127V126H79V128ZM133 127V126H132ZM189 127V126H188ZM207 127V126H206ZM17 128V126H16ZM25 128V127H24ZM28 128V127H26ZM42 128V127H40ZM77 128V127H76ZM123 128V127H122ZM126 128V127H125ZM160 128V127H159ZM171 128V127H170ZM176 128V126H175ZM174 128V129H175ZM194 128V127H193ZM21 129V128H20ZM22 129H23V126H22ZM75 129V128H74ZM78 129V128H77ZM83 130L85 129L86 131V128H82ZM165 129V128H164ZM163 129V130H164ZM10 130V129H9ZM8 130V131H9ZM13 130V129H12ZM17 130V129H15ZM13 130V131H15ZM42 130V129H41ZM73 130V129H72ZM80 129H78L76 131H74V135H75V140L73 141L72 145L70 146H67V147H63L62 149L58 150L57 151V157L53 158L54 154H52V159L48 158V157H45L47 158V160L52 164V165H57V166H61L63 163H64V160L66 161V159L68 158H71V155H74L73 153L75 152H80L81 153V149L83 147V145H87L88 143V139H87V134L85 131H83ZM125 130V129H124ZM150 130V129H149ZM178 130V129H176ZM192 130V129H191ZM207 130V129H206ZM238 130V129H237ZM6 131V133L8 132ZM43 131V130H42ZM72 131V132H73ZM175 131V130H174ZM173 131V132H174ZM208 131V130H207ZM2 132V131H1ZM17 132V131H15ZM20 132V131H19ZM85 132V133H84ZM204 132H206L204 130ZM209 132V131H208ZM206 132V133H208ZM12 133V132H11ZM40 132L39 130L38 131H34L32 133V130H26V129H23L20 133V137L24 138V139H31L32 137H36V135H39ZM47 133V131H46ZM167 133V132H166ZM171 133V131H170ZM184 133V132H182ZM211 133V132H210ZM231 133V134H230ZM233 133H235L234 131V127L228 129V132L226 129H224L223 131L219 132V135H220V138H223V137H228V135L230 136L229 140L227 141H219V143L217 145L215 144H210V145H204V146H201L199 145L198 143H192V145L190 146H182L178 151L177 153L173 154V156L168 159V160H164V159H150L151 157H149V159H146L144 160L145 157H139L138 159H136L135 161L136 162H130L129 163H126V165L124 166V168L122 169L120 175L118 178H114L115 180H113L114 182H110V181H107V183H105L102 187H97V186H93L92 187V190H90L88 193H84L85 196H83V201L82 203L84 204H87V206L90 208V212L92 214L95 213V211L100 207V206H103V205H107L109 206L108 208V211H106L107 215L112 217V219H114L113 223L111 226H107V228L109 230H106V228L104 229V224L106 222H102L103 223V230L100 234L101 236H99L100 234H95V236L93 235V239L95 241H98V243L100 242L101 244L102 243H108L106 241H110L111 244L113 246H117V247H114L116 249H118V247L120 248V251L118 253V258L116 260V258L112 260V258L110 256H107L108 258L110 257V259H108L107 261V258H104L106 259V261L108 262V264H156L158 262H161L163 260V256L168 253L170 249H172V246L175 244V242L177 240H179V235L180 233L186 229L188 230V228H191L193 230H196L198 227H199V224L201 221H203L205 219V211H203V206L205 207L206 209V206L208 203H213V204H209V205H214L215 201H217V196L219 194H217L216 190L217 188L219 189V187L217 186V183L219 181V178H220V175H221V171H223V169L225 167H228V171H230L229 169L230 168H235L236 169V155H237V152L239 153V150H238V143L236 142V139H235V136L233 135ZM238 133H239V130H238ZM255 133V132H254ZM262 132L261 131H256V138L252 139L250 136V139L247 141V161L249 160V158L251 157V153L254 154L253 151L257 150V148L259 147V142L261 141V139H263L264 137V134H261ZM13 134V133H12ZM157 134V133H156ZM173 134V133H172ZM247 134H252L250 132H247ZM5 135V134H4ZM14 135V134H13ZM17 135V137H19V133L15 134ZM13 136V139L16 137V136ZM43 135V134H42ZM166 135V134H165ZM255 135V134H254ZM262 135V136H261ZM2 136V135H1ZM6 136V135H5ZM8 136H10V138L12 139L11 135L8 134ZM171 136V134H170ZM195 136V135H194ZM19 137V138H20ZM41 137V136H40ZM101 137V136H100ZM109 137V136H108ZM167 137V135H166ZM175 137V136H174ZM197 137V136H196ZM74 138V137H73ZM72 138V139H73ZM192 138V137H191ZM1 139V138H0ZM12 139V140H13ZM16 139V138H15ZM14 139V141H16ZM42 139V138H40ZM171 139V138H169ZM184 139V138H183ZM21 140V139H20ZM38 140V139H36ZM32 141V140H31ZM41 141V140H39ZM44 142V140H42ZM41 141V142H42ZM50 141L49 139L46 142ZM264 141V140H263ZM9 142V141H7ZM17 142H20V141H17ZM23 142H25V140H23ZM33 143H35L36 141H32ZM42 142V143H43ZM111 142V141H110ZM165 142V141H164ZM164 142H163V145H164ZM22 143V141H21ZM30 143V141H29ZM32 143V144H33ZM49 143V142H48ZM112 143V142H111ZM200 143V142H199ZM217 143V142H216ZM2 144V142L0 143V145ZM5 144V143H4ZM3 144V145H4ZM17 144V143H16ZM31 144V143H30ZM29 144V145H30ZM147 144V143H146ZM153 144V143H152ZM151 144V146H152ZM156 144V143H155ZM37 145V143H36ZM165 145H166V142H165ZM182 145V144H180ZM10 146V145H9ZM154 146V145H153ZM177 146V145H176ZM1 147V146H0ZM138 147V146H137ZM141 147V146H139ZM160 147V146H159ZM157 147V148H159ZM4 148H6L4 146ZM22 148V147H21ZM144 148V147H143ZM39 149V148H38ZM58 149V148H57ZM147 149V148H146ZM159 150V149H158ZM2 151H5V150H2ZM25 151V150H24ZM23 151V152H24ZM1 152V151H0ZM22 152V154H23ZM130 152V151H128ZM7 152H5L4 154H6ZM34 153V156H33V160L35 159V153L37 154L36 151H25V154L26 155H30L32 156ZM87 153V151H86ZM132 153V152H131ZM136 153V152H135ZM194 154L193 157L189 156L190 154ZM21 154V155H22ZM76 154H79V153H76ZM76 154L74 156H76ZM123 154V153H122ZM130 154V153H129ZM127 154V155H129ZM137 154V153H136ZM160 154V153H159ZM196 154V156H195ZM263 154V153H262ZM14 155V154H13ZM24 155V154H23ZM120 155V154H118ZM139 155V154H138ZM151 155V154H150ZM169 155V154H168ZM240 155V154H239ZM9 158L11 157L10 155H8ZM17 156V155H15ZM14 156V158H16ZM20 156V155H19ZM18 156V157H19ZM98 156V155H96ZM125 156V155H124ZM134 156V154H133ZM143 156V155H142ZM165 156V155H164ZM17 157V158H18ZM22 157V156H21ZM29 157V156H28ZM81 157H83L81 155ZM131 157V156H130ZM6 158V157H5ZM8 158V157H7ZM20 158V157H19ZM72 158H74L72 156ZM88 158V157H87ZM239 158V156H238ZM241 158V157H240ZM90 159V158H89ZM112 159L111 161H113V158H110ZM242 159V158H241ZM4 160V159H3ZM11 160V158H10ZM81 160V159H79ZM13 161V160H12ZM122 161V160H121ZM120 161V162H121ZM74 162V161H73ZM76 162V161H75ZM115 162V161H114ZM11 163V161H10ZM19 163V162H18ZM46 163V162H45ZM44 163V164H45ZM77 163V162H76ZM1 164V163H0ZM6 164V163H5ZM16 164V163H15ZM99 164V163H98ZM11 165V164H10ZM31 165V164H30ZM28 165V166H30ZM47 165V163L45 164V166ZM68 165V164H67ZM96 165V166H95ZM101 165H104L101 164ZM242 165V164H241ZM240 165V166H241ZM44 165L42 164V167ZM94 166V167H92ZM239 166V165H238ZM11 167V166H10ZM23 167V166H22ZM36 167V166H35ZM49 167V166H48ZM116 167V166H115ZM24 168V167H23ZM28 169V167H26ZM44 168V167H43ZM69 168V167H67ZM66 168V169H67ZM238 168V167H237ZM7 169V168H6ZM58 169V168H57ZM65 169V170H66ZM90 171L93 170V169H89ZM67 171V170H66ZM71 171V169H70ZM77 171V170H76ZM96 171V170H94ZM28 172V171H26ZM73 172V171H72ZM72 172H68V173H63V176H62V179L61 180H58V183H53V184H49V185H46L48 186L46 188L44 181L41 185H39L38 187V193L36 197V199L33 197L34 200H32L30 198V200H32V202H29V204L27 205H31L33 204L34 202H36L37 199L40 200V198L46 196V194L48 193H51L52 191H56V190H59V186H61L62 184H64V189L67 190H70V192L72 190H74V188L72 187L73 185H71V187L73 189H70V187L68 186L67 188H65V185L66 184H70L72 181H74V178L77 177L79 175V173H76V174H73ZM88 172V171H87ZM86 172V173H87ZM237 172V171H236ZM32 173V172H31ZM35 173V172H33ZM224 173V171L222 172ZM231 173V172H230ZM229 173V174H230ZM3 174V173H1ZM44 174V173H43ZM42 174V175H43ZM47 174V173H46ZM83 174V173H81ZM6 175H7V172H6ZM12 175V174H11ZM14 175V174H13ZM30 175V173H29ZM36 175V174H35ZM228 175V174H227ZM4 176V175H3ZM9 176V174H8ZM31 176V175H30ZM94 176V175H93ZM224 177L226 175H223ZM221 176V177H223ZM230 176V175H229ZM1 177V175H0ZM87 177V176H86ZM227 177V176H226ZM39 178V177H38ZM48 178V177H46ZM50 178V177H49ZM103 178V177H102ZM229 178V177H228ZM31 179V178H30ZM109 179V178H107ZM231 179V178H229ZM32 180V179H31ZM37 180V179H36ZM39 180H41V178H39ZM38 180V182H39ZM228 180V179H227ZM116 181V182H115ZM91 182V181H90ZM40 183V182H39ZM79 183V182H78ZM10 184V183H9ZM36 184V183H35ZM8 185V184H7ZM33 185V184H32ZM31 185V186H32ZM175 185H178L177 187L178 188H175L176 186ZM14 186V185H13ZM30 186V185H29ZM35 186V185H33ZM217 186V188H216ZM241 186V185H240ZM75 187V186H74ZM84 187V186H83ZM163 188V193H161L160 196H157V194H155V196H157V198H153L152 201L149 200V202L147 204H145V206H142L140 209V212L137 211L136 214H132V218H131V221L129 222L130 224H128L126 227H123L122 225L118 224V221H119V217L122 216L119 214L120 212V208H122V206H126V207H136L134 206L135 204V201L136 200H139L142 195V193L145 191V190H150V189H155V188ZM59 188V189H58ZM62 188V187H61ZM1 189V187H0ZM12 188L8 189V190H11ZM13 190V189H12ZM11 190V191H12ZM5 191V190H4ZM7 191V189H6ZM10 191V192H11ZM15 191V190H13ZM13 191H12V194H13ZM65 191V192H66ZM81 191V190H80ZM160 191V189L158 190V192ZM220 191V190H219ZM8 192V191H7ZM58 192V191H57ZM70 192H68V196H70ZM75 192V191H74ZM73 192V193H74ZM216 192V193H215ZM17 193V191H16ZM160 193V192H159ZM220 193V192H219ZM20 195V193H18ZM57 194V193H55ZM1 195V194H0ZM8 195V194H7ZM6 195V196H7ZM17 196V194H15ZM81 194H78V191L75 192L74 196L75 197H79ZM113 195L115 198H116V195L118 196L117 199H115V201L113 202V205H110L108 202V204L105 202H101L99 200L100 197H103V198H108V196H111ZM147 195V194H146ZM14 196V195H12ZM82 196V195H81ZM206 196H208L206 198ZM8 197V196H7ZM220 198V195L218 196ZM13 198V197H11ZM118 198H122L123 201H120L118 200ZM144 198H145V194H144ZM143 198V199H144ZM4 198L0 199L3 201ZM68 199V198H66ZM82 199V198H81ZM102 199V198H100ZM5 200V199H4ZM28 200V199H27ZM44 200V199H43ZM56 200V199H55ZM58 200V199H57ZM2 201H0L2 203ZM6 201V200H5ZM38 201V200H37ZM42 201V200H41ZM40 201V202H41ZM119 201V202H118ZM220 201V200H219ZM19 202V201H18ZM40 202L36 203L35 205L39 204ZM54 202V201H53ZM56 202V201H55ZM77 202V201H75ZM143 203V200L140 201V203ZM218 202V201H217ZM216 202V204H217ZM5 203V202H3ZM24 203V201H23ZM57 204H61L60 201L59 202H56ZM145 203V202H144ZM58 204V205H59ZM215 204V205H216ZM6 205V204H5ZM34 205V206H35ZM40 205V204H39ZM57 205V206H58ZM144 205V204H143ZM208 205V206H209ZM32 207H34L33 205H31ZM20 207V206H19ZM25 207V206H24ZM20 208L18 211H16L13 215L9 216L8 218H5L3 220H0V228L2 227H5L6 225L12 223V221H14V219L18 218V216H16V214L20 211H23V208ZM31 207V208H32ZM56 207V206H55ZM53 208L51 212H49L45 217V219L43 220H40V221H36V223L33 221V222H30L32 223L31 225H29V229L30 230H36V229H43L42 231H52V230H56L58 229V225L60 223H62L63 221H66L67 219H70L73 217V213L70 209H68V207H61L59 206L58 209L57 208ZM79 207V206H78ZM27 208V207H26ZM207 208H210V207H207ZM30 209V208H29ZM41 209V208H40ZM77 209V208H76ZM128 209V208H127ZM79 210V209H78ZM77 210V211H78ZM124 210V209H123ZM134 210V209H133ZM139 210V209H138ZM28 211L25 210V212ZM76 211V210H75ZM46 212V211H44ZM125 214V213H124ZM126 215V214H125ZM124 215V216H125ZM198 215H202V217L200 218V220L198 219ZM14 216H16L15 218H13ZM32 216V215H31ZM78 216V215H77ZM105 216V215H104ZM35 217V216H34ZM79 217V216H78ZM83 217V216H82ZM107 217V216H106ZM123 217V216H122ZM125 217H129V216H125ZM131 217V215H130ZM129 217V218H130ZM10 221H7L8 219H10ZM13 218V219H12ZM29 218V217H28ZM109 218V217H108ZM198 219V220H197ZM123 220V219H122ZM7 221V223H5ZM73 221V220H72ZM82 221V220H81ZM90 221V220H89ZM101 221H104L101 219ZM28 222V220H27ZM112 222V221H109V223ZM137 222H139L142 226H140V224ZM76 223V222H75ZM53 224V225H52ZM80 224V223H79ZM107 224V223H106ZM22 225V224H21ZM51 225V226H50ZM73 225V224H72ZM146 225V226H145ZM99 227L101 226H96V229H98ZM27 228H25L26 230ZM51 229V230H50ZM91 229L88 228V230ZM28 230V229H27ZM83 230H85L83 228ZM85 231V232H89V231ZM100 230V229H98ZM97 230V231H98ZM82 233V231H80ZM91 232H93V230L91 229ZM26 233V232H25ZM184 233V232H183ZM124 236V237H123ZM75 237V235H74ZM123 237V239H122ZM64 238V237H63ZM58 239V238H57ZM188 239V238H187ZM41 240V239H40ZM186 240V239H185ZM36 241H38L36 239ZM72 241V239H71ZM92 241V240H90ZM90 241H88L87 243H90ZM206 243V246L204 245V247L198 251L194 256L193 258L190 260V262L188 264H264V154L260 157L259 161L254 165V167L250 170L248 176H247V182L245 183V185L243 186V188L239 191V193L237 194V196L234 198V200L231 202V204L229 205V207L227 208V210L224 212V214L221 216V218L218 220V222L213 226L212 228V231L210 232L209 236L207 237L206 241H204ZM78 243V242H77ZM76 243V244H77ZM177 243V242H176ZM35 244V242L33 243ZM83 244V243H82ZM86 244V243H85ZM178 244V243H177ZM64 245V244H63ZM74 245V244H73ZM95 245V244H94ZM55 246V245H53ZM61 246V245H60ZM80 246H82L80 244ZM79 246V247H80ZM108 246V245H107ZM62 247V246H61ZM70 247V246H69ZM78 247V248H79ZM178 247V246H177ZM85 248V247H84ZM88 248V247H87ZM174 248V247H173ZM94 249V248H93ZM113 249V248H112ZM68 250V249H67ZM77 250V249H76ZM95 250V249H94ZM106 250V248H105ZM56 251V250H54ZM64 251V250H63ZM78 251V250H77ZM103 251V250H102ZM168 251V252H167ZM52 252V251H50ZM59 252V251H58ZM66 252V251H65ZM76 252V251H75ZM75 252H72V253H75ZM112 252V251H111ZM110 252V253H111ZM37 253V252H36ZM70 253V251H69ZM78 253V252H77ZM107 253V252H106ZM105 253V254H106ZM109 253V254H110ZM61 254V252L59 253ZM102 254V253H100ZM99 254V256H100ZM112 254V253H111ZM47 255V254H46ZM53 255V254H52ZM62 255V254H61ZM167 255V254H166ZM41 256V255H40ZM102 256V255H101ZM38 257V256H37ZM44 258V256H41ZM41 257L38 258V260H41ZM61 257V256H60ZM67 257H68V254H67ZM66 257V258H67ZM71 257V255L69 256ZM103 257V256H102ZM105 257V255H104ZM59 258V257H58ZM72 258V257H71ZM100 257H97V259L99 260ZM23 259V258H22ZM31 260H33L32 258H30ZM36 259V258H35ZM34 259V260H35ZM60 259V258H59ZM65 259V258H64ZM73 259V258H72ZM95 259V258H94ZM37 260V259H36ZM35 260V261H36ZM45 260V259H44ZM68 260V259H67ZM86 260V259H85ZM91 261L93 259H90ZM101 260V259H100ZM21 261V259H20ZM23 261V260H22ZM42 261V260H41ZM57 258H56V262H57ZM61 261V260H60ZM65 261V260H63ZM75 261V259H74ZM28 262V261H26ZM32 262V261H31ZM30 262V263H31ZM52 262H54V259L52 260ZM69 262V261H68ZM83 262V260H82ZM86 262V261H85ZM95 262H97L95 260ZM101 262H103V260H101ZM22 263V262H21ZM59 263V262H58ZM57 263V264H58ZM64 263V262H63ZM77 263V262H75ZM81 263V262H80ZM79 263V264H80ZM87 263V262H86ZM23 264V263H22ZM25 264V263H24ZM33 264H37L35 262H33ZM49 264V263H48ZM55 264V263H53ZM62 264V262H61ZM97 264V263H96ZM103 264V263H102ZM161 264V263H159Z\"/></svg>", "mask_w": 264, "mask_h": 264}]
</instances>
